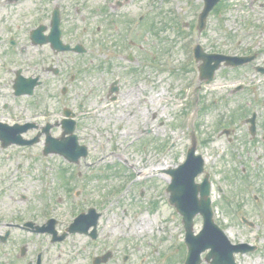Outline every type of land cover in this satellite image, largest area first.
Returning a JSON list of instances; mask_svg holds the SVG:
<instances>
[{
  "label": "rangeland",
  "instance_id": "rangeland-1",
  "mask_svg": "<svg viewBox=\"0 0 264 264\" xmlns=\"http://www.w3.org/2000/svg\"><path fill=\"white\" fill-rule=\"evenodd\" d=\"M103 2L21 0L11 3L0 0V37H5L11 27L24 43L23 25L34 28L38 22L47 26V32L50 11L58 6L65 43L74 42V31L89 22L90 33L86 39L102 44L100 51H104L98 55L54 54L47 45L27 43L24 49L28 54L19 55L10 53L6 45L0 46V62L8 61L13 69H26V58L30 59V67L33 61L48 63L58 58L57 63L63 65L57 75L43 72L38 65L43 83L36 89V98L22 97L13 104L27 106V115L46 109L52 114V120L57 119V87L66 84L67 93L60 103L78 109V115L74 116L75 133L79 144L88 149L87 156L80 158L77 164H68L54 154L42 156L44 135L33 146L0 150L15 159L12 169L16 162L22 164L20 171L7 176L9 181L5 183L12 184L13 188L21 184L25 188L22 194L26 196L15 204L8 200L6 213L9 217L38 214L43 205H50L49 200H58L52 208L61 218L68 219L76 208L86 211L87 205H94L100 213L97 238L91 240L85 234H67L63 241L45 249L44 260L48 264H92V256L102 255L116 236H122L117 248L110 249V258L107 256L106 262L100 264H182L184 229L181 216L168 203L167 181L160 176H145L142 171L153 166L181 164L189 143L188 135L193 132L201 141L200 152L207 157L208 166L213 165L216 170L213 180L219 179L220 185L234 196V201L225 204L222 198L220 202L217 192L213 194L215 222L227 230L233 242L260 245L253 252L236 255L239 264H264V224L247 197V183L243 184L240 176L244 171L241 167L249 166L250 158L257 160L258 165L264 164V143L258 140L262 147L255 144L256 141L249 144L242 123L249 116L250 107L256 106L264 118V80L243 88L239 85L243 83L244 71L233 72L221 66L211 84H201L196 91L188 90L184 99L187 85L194 84L192 65L190 68L186 65L185 41L189 40V28L195 22L201 0H126L115 11L106 10ZM145 8L149 16L131 33L132 42H127L125 33L131 21ZM263 10L264 0H226L224 7L208 15L199 38L201 44L211 50H230L234 37L229 35V29L236 24L243 26L244 13L254 17L257 13L264 15ZM113 14L117 15L116 26L122 36H113L108 30V18ZM180 24L186 26L184 32ZM258 41L264 45V38ZM108 42L116 48L111 54L105 52ZM252 42L254 39L250 38L249 43ZM94 43L89 44L90 50L97 48ZM243 47H248L246 42ZM116 53L124 55L120 57ZM128 54L132 55V61L127 60ZM159 65L163 69H159ZM33 71L28 69L26 74ZM11 74L0 64V91H11ZM71 74L75 76L69 82ZM115 80L118 91L109 92L108 87ZM256 96L260 98L257 103L254 102ZM6 98L11 99L9 92ZM37 121L41 123L43 119ZM233 126L236 128L230 136L234 138L228 140V130ZM50 131L54 137L61 133L59 127ZM260 131L263 133L264 128ZM124 132L129 133L123 135ZM233 155H237V159ZM42 159L49 160L53 169L49 168L53 182L47 188H43L40 174V168H45L46 164ZM252 171L254 176H247L244 181L250 180L264 192V170L258 177L256 166ZM131 179L134 180L127 187ZM77 209L72 218L82 211ZM53 215L50 210L44 214L49 218ZM238 215H244L254 226L242 225ZM56 228L61 232L65 226L58 224ZM200 228L199 217L194 218V233ZM42 237L47 242V236ZM33 238L31 235L24 238L29 259L34 250ZM201 264L208 263L202 261Z\"/></svg>",
  "mask_w": 264,
  "mask_h": 264
},
{
  "label": "flooded vegetation",
  "instance_id": "flooded-vegetation-1",
  "mask_svg": "<svg viewBox=\"0 0 264 264\" xmlns=\"http://www.w3.org/2000/svg\"><path fill=\"white\" fill-rule=\"evenodd\" d=\"M104 4L106 5V7L108 8V10H116V8L118 7L116 0H103ZM116 7V8H115ZM120 7V6H119ZM38 24H40L38 22ZM37 24V25H38ZM24 26H28L27 24ZM116 28V26H114ZM30 29L33 28H29L28 31V35L30 32ZM8 31V30H7ZM47 33V32H46ZM28 35L25 32V41H24V45L19 49V51L21 53H27V49H24L27 46V43L29 42L28 40ZM244 39H254L255 43V47L257 48L256 51H248L244 48H242V40H237L236 38H234L231 42L232 48L230 50V53L233 55H243V56H253V59L247 63L246 65H242V66H238V67H234L231 68V71L236 72V71H240L243 70L244 71V78H243V83H240V87L243 88H247V86H251L252 84L255 83H261L264 80V73H262L258 67H264V45L262 44V42L258 41L259 39L264 38V29H253V30H246L244 35H243ZM109 44H112V42H108ZM10 39L8 38L7 42L2 43L0 46L6 45V49L10 52ZM68 45H71V42L67 43ZM29 45H31L29 43ZM74 46V45H73ZM71 46V47H73ZM107 53L111 54L113 51H116L115 45H113V48L111 50L106 49ZM18 52V50H17ZM72 53V54H78V55H98V54H102L100 53V51H98V49L95 50H89V47L86 46V48L84 49L83 53H76L73 50H67V51H63V53ZM104 52V51H101ZM116 55L122 57L124 54H120V53H116ZM128 54L127 55V59L128 57H130ZM132 57V55H131ZM51 60V59H50ZM58 58L54 59V61H56V64L58 67V70L62 67L63 64H58L57 63ZM44 60H40L39 62H37L38 64H40V68L43 70L44 69ZM37 68V66H35V69ZM111 85V84H110ZM110 85L108 87V89L110 90ZM237 86V87H239ZM237 87H235V90H238ZM239 87V88H240ZM108 90V91H109ZM249 90V89H248ZM8 92V91H7ZM7 92H3L0 95V122L1 123H5L10 125V123L6 122V119L8 118L9 115L12 114L13 109H10L12 107H14L15 109L21 111L23 113V117L26 119H30L32 121H23V122H18V126L22 127L24 129L23 131V136L26 139H34L37 142L40 141V137L42 135H44V127L46 125H49V132H51L50 130L54 127H59V125H57L60 121V118L58 117L57 119H50V120H44V122L42 121L41 123H38L37 121H33V119L37 118L38 114H32V115H27V106H22V107H17L16 105H11L6 103L5 101H8L6 96H7ZM236 92V91H234ZM10 96L12 98V100L14 101L15 99H17L16 96H14V94L12 93V91H10ZM26 97V96H24ZM260 98L258 96L255 97L254 102L257 103V101ZM18 100V99H17ZM32 105L34 104L33 101H31ZM45 110H43L42 112H40L39 114L42 116L44 114ZM55 108L53 109V114H55ZM248 114L249 116L246 117L245 119H243L242 123L243 125H245L246 127V133H247V139L249 141V144H252L254 141L255 144H258L260 147H262V145H260L259 141H261L262 143H264V132L262 133L261 128H264V118L260 116V113L258 111V109L255 107H250L248 109ZM252 114H255V116L253 117V121H250V119H252ZM236 123V122H235ZM237 125V123H236ZM60 128V127H59ZM236 127H232V129L228 130V140H231L232 138H234L233 136H230L231 134L234 133V129ZM32 129V131L30 130ZM34 129H37L36 131ZM259 131L261 133H259ZM51 135V134H50ZM52 136V135H51ZM54 137V136H53ZM259 140V141H258ZM241 141H243V139H241ZM15 147H22V146H15ZM239 148H241V146H239ZM7 148H2L1 145V141H0V150H5ZM235 154V152H234ZM4 155V156H3ZM233 157L235 159H237V155H233ZM14 158L10 157V154H3L0 153V264H32L33 263V258L31 257V259H29V257L26 255V243L27 240L24 239V237L20 236V231L22 230H31L33 231V229H29L27 224L28 219L24 218L23 214H19L14 218H11L8 216V214L5 211V207L8 206L9 201L13 204H15V202L18 201H23L26 199V196L22 194V192L25 190V188L20 184L17 187L13 188L12 184L10 183H5L6 181H9V176L11 175L12 172H19L22 164L20 162H16L15 167L12 169V161L14 162ZM250 165L247 166L246 168L244 166L241 167L242 170L247 171V175L243 174L244 171H241L242 174H240V176H254L251 174H254V172L252 171L253 168L257 169V172L259 174L255 175L258 177L260 176L262 170H264V164L258 165L256 162L257 160H255L254 158H250ZM261 169V170H260ZM2 173V175H1ZM2 176V177H1ZM8 176V177H7ZM243 184H246V191H247V197L249 198L250 202H251V198L250 196H254V193L258 192L259 194V198L264 199V192L259 189L255 184H252L250 182V180L248 182L242 181ZM253 187V188H251ZM18 188V190H17ZM217 193L219 195L220 198V202H221V198H222V203H231L232 201H234V196L231 195L227 190L224 191V195H221V189H217ZM14 194H16L17 196H14ZM227 196H229V198H226ZM231 196V197H230ZM9 200V201H8ZM11 204V205H13ZM241 209V208H240ZM239 209V210H240ZM238 211H235L234 213H236ZM239 216V215H238ZM239 218H241V215L239 216ZM35 226H33L32 228H34ZM41 229H45V228H41ZM45 231V230H44ZM26 238V237H25ZM34 245V244H33ZM36 261V259H35ZM35 264V262L33 263Z\"/></svg>",
  "mask_w": 264,
  "mask_h": 264
},
{
  "label": "water",
  "instance_id": "water-1",
  "mask_svg": "<svg viewBox=\"0 0 264 264\" xmlns=\"http://www.w3.org/2000/svg\"><path fill=\"white\" fill-rule=\"evenodd\" d=\"M207 8L209 7L207 6ZM207 11L201 14L200 23L204 22ZM208 68L209 65L205 70L207 71ZM215 68L216 66H213L210 69L208 72L209 76L212 75ZM200 166L201 162L190 155L187 164L179 166L172 172L173 183L170 186L172 191L171 201L175 203L177 209L183 214L187 231L186 242L189 250L186 264H199V253L207 247L211 248V251L206 256V260L212 258V261L209 262L210 264H233L232 249L218 229L212 226L209 216L205 215V225L201 233L198 236H192L191 219L193 215L197 210L202 213H204V210L206 212L208 211V204L203 206V202H201V204L199 203L198 208H196L198 203L196 201L197 186L194 185L193 178L200 171Z\"/></svg>",
  "mask_w": 264,
  "mask_h": 264
},
{
  "label": "bare ground",
  "instance_id": "bare-ground-1",
  "mask_svg": "<svg viewBox=\"0 0 264 264\" xmlns=\"http://www.w3.org/2000/svg\"><path fill=\"white\" fill-rule=\"evenodd\" d=\"M126 134V133H125ZM142 223H140V225H141Z\"/></svg>",
  "mask_w": 264,
  "mask_h": 264
}]
</instances>
